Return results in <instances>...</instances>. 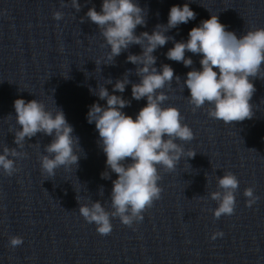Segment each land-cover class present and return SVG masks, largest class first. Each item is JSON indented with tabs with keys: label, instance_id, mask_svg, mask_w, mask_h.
I'll return each mask as SVG.
<instances>
[{
	"label": "water",
	"instance_id": "1",
	"mask_svg": "<svg viewBox=\"0 0 264 264\" xmlns=\"http://www.w3.org/2000/svg\"><path fill=\"white\" fill-rule=\"evenodd\" d=\"M78 2L79 11L71 0H0V150L17 148V98L62 109L81 150L75 167L57 168L49 177L41 171L39 157L51 137L37 133L25 140L23 149L17 148L27 153L15 158L18 171L0 173V264H264V77L253 78L252 116L224 124L207 115V104L193 110L188 103L183 82L188 71L200 68L201 56L186 52L193 61L190 67L166 57L174 42L187 40L189 30L211 15L237 37L264 28V0H137L146 16L136 35L165 25L173 5L188 3L196 14L168 30L171 39L153 52L158 71L164 64L174 70L171 85L160 90L168 96L162 107L177 108L194 133L191 141L176 143L195 155L182 157L172 171L158 166L159 199L132 226L111 218L107 235L97 233L78 211L79 204L95 201L110 210L116 178L115 173L110 179L101 177L106 156L86 113L94 102L106 103L94 94L100 86L112 94L115 82L127 78L124 92L114 94L130 102L122 111L135 118L146 99L131 96L140 65L127 57L140 55L142 48L131 44L104 63L110 48L85 15L93 6L100 11L101 0ZM55 11L63 13L61 20L53 18ZM225 172L235 174L239 186L233 214L217 219V202L210 194L219 190L217 179ZM248 187L258 197L251 207L243 195ZM215 232L223 235L212 239ZM12 236L22 237V244L11 246Z\"/></svg>",
	"mask_w": 264,
	"mask_h": 264
},
{
	"label": "clouds",
	"instance_id": "2",
	"mask_svg": "<svg viewBox=\"0 0 264 264\" xmlns=\"http://www.w3.org/2000/svg\"><path fill=\"white\" fill-rule=\"evenodd\" d=\"M71 7L80 10L78 0H71ZM53 18L61 20L63 13L53 12ZM86 17L97 25L104 43L110 48L104 63L113 62L122 50L131 44L140 45V55H129L127 60L140 65L137 74L139 83L131 86V96L135 100L146 99L133 118L125 114L124 109L130 102L121 95L129 83L127 78L118 79L113 85V93L100 86L94 92L104 105L94 102L86 113L89 124H95L99 143L106 156V171L101 173L104 179H110L115 173L110 194V210L101 202L79 204V214L84 220L95 225L100 235L112 231L111 218L118 217L126 226L134 221L143 220V212L159 199L161 188L158 166L172 171L182 157L191 158L194 151L185 152L180 141L194 138L192 129L183 123L180 111L175 107H162L168 96L160 91L165 85H171L174 70L164 64L158 71L154 66L156 57L153 52L164 46L169 39L165 33L180 24H187L195 19V12L188 3L173 5L168 12L167 23L157 25L149 34H135L137 26L145 25L146 12L137 0H101L100 11L93 6L85 13ZM200 55V68L186 73L183 87L187 88L188 103L193 110L208 105L207 115L215 120L230 124L243 121L252 116L249 101L255 91L253 78L264 77V28L248 30L237 37L233 31L219 21L217 15L202 20L198 26L188 32L187 40L174 42L168 49L169 60L182 62L185 67L193 64L185 53ZM97 64L101 60H96ZM179 81V77H175ZM111 83V80L107 81ZM92 92L93 90L90 89ZM15 120L19 128L14 132V144L24 148L25 140H30L37 133L51 137L45 145L44 153L39 157L40 168L49 177L55 175L57 168H73L80 158L78 137L73 135V127L67 122L62 109L49 110L45 103L32 99L26 101L17 98L13 102ZM7 146L0 150V173L12 176L18 171L15 158L27 153ZM217 191L210 194L217 202L213 216L232 215L235 209V192L239 181L232 172H225L217 179ZM243 195L248 198L246 206L251 207L258 197L253 188H245ZM79 203V202H78ZM222 232L212 234V239L222 236ZM22 237L12 236L11 246H19Z\"/></svg>",
	"mask_w": 264,
	"mask_h": 264
}]
</instances>
